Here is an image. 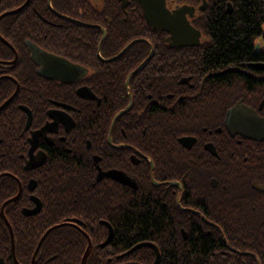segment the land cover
<instances>
[{
	"label": "flooded vegetation",
	"instance_id": "af4514ba",
	"mask_svg": "<svg viewBox=\"0 0 264 264\" xmlns=\"http://www.w3.org/2000/svg\"><path fill=\"white\" fill-rule=\"evenodd\" d=\"M118 1L127 16L138 9L146 20L137 0ZM48 3L45 15L34 8V18L48 28L64 27L76 41L97 28L105 39L103 10L90 21ZM209 3L167 0L171 10L193 7L191 22L205 17ZM226 6L232 13L233 4ZM34 27L33 39L25 45L43 79L39 82L20 83L14 77L11 68L19 52L0 39L14 54L10 60L0 58V84L14 83L0 105L19 87L3 110L22 88L25 92L0 123V264H82L84 259L85 264H264V99L258 105L239 99L225 111L221 107L217 116L214 82L204 88L213 73L201 82L182 76L153 88L150 75L127 85L136 68L122 81L114 66L112 79L98 75L94 86L86 79L88 65L43 46L40 22ZM35 45L39 49L31 47ZM125 47L109 57L101 54L99 44L98 55L108 62ZM41 50L86 69L76 75L51 69L68 81L46 78L38 71L44 62ZM258 63L240 68L260 79ZM82 113H95V130L78 127L85 120ZM156 113L165 118V127L150 128L141 120ZM173 116L181 119L182 128L170 126ZM79 166L87 175L80 177L87 191L82 198L72 195L78 188L68 176ZM124 216L134 222L128 229L121 225ZM140 217L148 219V229L139 224Z\"/></svg>",
	"mask_w": 264,
	"mask_h": 264
},
{
	"label": "trees",
	"instance_id": "16d2710c",
	"mask_svg": "<svg viewBox=\"0 0 264 264\" xmlns=\"http://www.w3.org/2000/svg\"><path fill=\"white\" fill-rule=\"evenodd\" d=\"M49 0H31L30 4L21 12L8 15L0 22V32L19 52V59L12 65L13 75L20 82L30 80H43L37 76L33 61L29 53L26 52V39H33L34 24L40 22V41L48 49L56 48L57 53L65 56H74L90 67V73L86 79L89 83L98 85V75L110 81L113 76L114 66L119 71V80L124 81L127 75L143 62L154 49V54L150 60L142 66L134 75L131 81L146 79L150 75L153 88L157 82L164 80L175 81L180 77H191L192 81L201 82L208 73H213V77H207L204 88L209 82L215 84V95L217 99V116L224 107V111L234 105L239 99L244 98L254 105H258L264 99V70L260 69V79L256 76L246 74L242 66L248 62L264 63V0H210V9L203 19L192 20V23L202 30L201 43L193 47L172 48L165 40L166 33L152 28L142 15V11L137 9L136 14L127 16L120 8L118 0H52V6L64 13L73 16L82 14L87 18L94 19L97 10H103L104 28L106 37L101 41L102 29H94L88 38L76 41L70 31L66 28L53 30L47 27V23L38 18L34 8L40 9L43 15L50 12ZM184 1V0H180ZM25 0H1L0 13L17 8ZM234 6L232 13H229L227 3ZM114 8V9H113ZM83 10V13L82 11ZM34 27V28H33ZM83 41H88L84 46ZM133 42L129 48L117 59L103 62L98 55V46L101 44V54L111 56L112 52H118L128 43ZM74 48H70V46ZM257 45H259L257 47ZM172 49V50H171ZM176 50V51H175ZM0 58L13 59V50L0 40ZM126 58V60H124ZM144 59V60H143ZM101 71V72H100ZM175 75V76H174ZM7 82L6 90L3 91L4 83ZM39 82V81H38ZM163 86V83L160 84ZM187 88V85H185ZM137 88V87H136ZM24 88L5 110L0 113V123L4 118L9 117L15 102L21 99ZM95 89V87H94ZM14 83L4 80L0 84V103L12 94ZM204 92H208L206 89ZM38 99V93L35 94ZM89 104V103H88ZM137 101L134 103V107ZM123 107V104L120 105ZM88 112L91 109L88 108ZM78 127H92L95 130V113L86 115ZM146 126L150 128H163L166 125L165 118L159 114H154L151 118H142ZM25 121V118L23 122ZM139 121V118H138ZM172 128H182L181 119L176 117L168 118ZM11 126V124H9ZM72 166V165H71ZM85 169L72 167L68 176L72 177L70 184L78 188L72 192L78 198H82L87 191L82 188L85 181L82 176ZM27 219V218H26ZM140 223L148 229V219L140 217ZM27 223V222H26ZM125 216L121 219L122 228L128 229L133 225ZM145 232V231H143ZM127 233V231H126ZM48 240H46L47 244Z\"/></svg>",
	"mask_w": 264,
	"mask_h": 264
},
{
	"label": "water",
	"instance_id": "95a60500",
	"mask_svg": "<svg viewBox=\"0 0 264 264\" xmlns=\"http://www.w3.org/2000/svg\"><path fill=\"white\" fill-rule=\"evenodd\" d=\"M30 0H27L24 5L17 9L9 10L0 15V19L6 15L9 14H15L18 13L21 9H23ZM139 2L144 10V14L146 17L147 22L151 27H153L156 30L159 31H165L168 32L169 36L167 38L169 45L171 47H181V46H198L201 43V37H202V32L198 28H196L190 21L188 17V13L192 12V8L187 5H181L176 7L175 9L171 10L167 6V0H137ZM106 34V32H105ZM104 34V36H105ZM0 39L4 41L6 44L12 45L6 40L4 37L1 36L0 34ZM34 50L39 49L38 46H31ZM127 47L123 49L125 51ZM42 51V55L44 56L42 58V66L39 68V74L46 77V78H58L63 81H68L69 79L67 78V75H59L56 76L54 73H52V70H60L61 72H66L67 74H72L76 75L79 73V71L84 70L86 68L73 64L71 61H69L66 58L57 56L53 53ZM40 52V51H39ZM154 50L152 49L150 55L128 76L127 80V85H129L131 76L133 73H136L138 70L142 68L146 62L151 59L153 56ZM257 68L264 69V64L263 63H258L254 64ZM56 67V68H55ZM79 77V76H78ZM19 91V87L17 88L16 92L9 98L7 99L4 103L0 105V111L3 110L16 96V94ZM83 93V89L80 91ZM264 101H262L260 108L263 107ZM130 105L120 113H118L114 119V121L119 118V116L127 111L129 109ZM27 109V108H26ZM32 121V114L29 111V119H28V124ZM116 178L120 179L118 176ZM122 180V179H120ZM123 181V180H122ZM47 234V233H46ZM46 236V235H45ZM44 236V237H45ZM43 237V239H44ZM42 239V240H43ZM86 259H84V262L82 264H85Z\"/></svg>",
	"mask_w": 264,
	"mask_h": 264
}]
</instances>
